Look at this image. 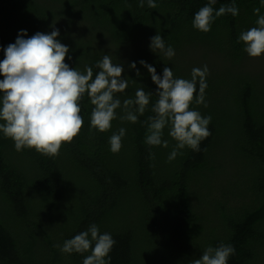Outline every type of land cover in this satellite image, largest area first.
I'll list each match as a JSON object with an SVG mask.
<instances>
[{
    "label": "trees",
    "instance_id": "obj_1",
    "mask_svg": "<svg viewBox=\"0 0 264 264\" xmlns=\"http://www.w3.org/2000/svg\"><path fill=\"white\" fill-rule=\"evenodd\" d=\"M154 2L156 8L147 0L143 7L140 0H0V61L21 30L29 38L55 28L70 67L83 73L92 66L94 79L107 54L128 81L114 94L122 107L106 132L91 127L94 106L84 95L83 128L58 156L18 152L0 132V264H83L90 251L63 253L56 245L93 223L116 241L110 264H191L221 243L235 248L228 264H264V54L250 57L238 42L257 26L253 10L264 15V4L217 0L215 10L234 2L239 14L217 17L205 33L193 19L208 0ZM157 34L174 49L171 59L149 47ZM141 60L160 76L169 67L187 80L207 65L204 103L191 105L212 118L199 152L185 147L169 161L177 144L169 127L167 148L145 143L158 96ZM140 88L152 92L144 114L136 123L121 120L123 101ZM120 128L123 146L113 153L109 138Z\"/></svg>",
    "mask_w": 264,
    "mask_h": 264
},
{
    "label": "clouds",
    "instance_id": "obj_2",
    "mask_svg": "<svg viewBox=\"0 0 264 264\" xmlns=\"http://www.w3.org/2000/svg\"><path fill=\"white\" fill-rule=\"evenodd\" d=\"M217 0L208 3L195 13L193 27L202 32H209L217 17L225 14L237 16L239 9L233 2L228 6L213 8ZM264 4V0H261ZM149 8H156L154 0H147ZM140 7L144 0H140ZM256 27L241 32L238 42H243L244 51L253 58L264 54V15L255 8ZM58 29L49 34L37 32L29 38L26 30H21L14 43L4 49V59L0 61V132L14 141L16 151L25 148L55 157L65 143H71L81 132L84 119L81 116L80 101L85 94L94 106L91 112L90 125L100 132L109 131L112 121L117 119L121 100L115 93H123L128 88V81L122 77L124 68L113 64L109 55H104L95 65L99 71L93 79L92 66H85L82 73L65 63L69 52L68 46L57 37ZM152 51L160 50L171 59L174 49L166 47L164 38L157 34L151 38L149 45ZM71 59V57H68ZM153 83L157 85L158 100L152 111L154 116L148 118V133L145 143L150 146L168 147V141L162 139L163 131L169 127V135L177 141L168 156L172 161L185 147L195 152L200 151V143L211 135L209 124L211 116H202L191 105L204 103L207 88L206 77L209 74L207 65L193 68L191 80L174 78L172 68L165 67L162 76L156 69L141 60ZM136 69V63L130 65ZM137 75H140L137 69ZM197 82L199 94H197ZM152 92L137 89L135 99H125V114L119 117L132 123L138 121V114L143 115L149 105ZM207 105L205 104V107ZM126 130L120 128L109 138L110 150L118 153L122 148V138ZM116 241L109 233H101L93 223L86 231L65 240L63 246L56 245L63 253L84 254L91 252L83 259V264H110L109 253ZM235 248L221 243L218 247L209 246L199 259L191 264H228L229 257L234 255Z\"/></svg>",
    "mask_w": 264,
    "mask_h": 264
},
{
    "label": "rangeland",
    "instance_id": "obj_3",
    "mask_svg": "<svg viewBox=\"0 0 264 264\" xmlns=\"http://www.w3.org/2000/svg\"><path fill=\"white\" fill-rule=\"evenodd\" d=\"M258 62L260 63V67H258V69L264 72V60L261 58L258 60ZM249 63L251 64V61H249Z\"/></svg>",
    "mask_w": 264,
    "mask_h": 264
}]
</instances>
